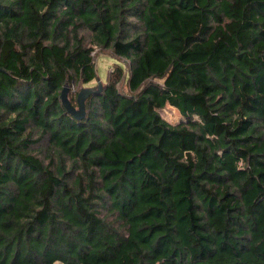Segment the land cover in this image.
<instances>
[{
	"label": "trees",
	"instance_id": "obj_1",
	"mask_svg": "<svg viewBox=\"0 0 264 264\" xmlns=\"http://www.w3.org/2000/svg\"><path fill=\"white\" fill-rule=\"evenodd\" d=\"M57 263L264 264V0H0V264Z\"/></svg>",
	"mask_w": 264,
	"mask_h": 264
},
{
	"label": "rangeland",
	"instance_id": "obj_2",
	"mask_svg": "<svg viewBox=\"0 0 264 264\" xmlns=\"http://www.w3.org/2000/svg\"><path fill=\"white\" fill-rule=\"evenodd\" d=\"M94 59L97 69L98 82L94 81L88 86H82L79 83L75 84V82L72 83L70 85V98L76 96V93H78L81 89L93 88L97 91L102 90L103 86L107 84L109 76L113 75L116 71L117 65L123 67L127 72V67H125L121 61L114 58L110 52L100 51L95 48ZM76 109L78 110V107H76ZM161 115L166 121L173 125L178 124L181 121V115L178 110L169 106L165 110L161 111Z\"/></svg>",
	"mask_w": 264,
	"mask_h": 264
},
{
	"label": "water",
	"instance_id": "obj_3",
	"mask_svg": "<svg viewBox=\"0 0 264 264\" xmlns=\"http://www.w3.org/2000/svg\"><path fill=\"white\" fill-rule=\"evenodd\" d=\"M99 89H100V87H99ZM96 92H97V90L93 89V88L82 89L81 92L79 93L78 97H77V101H78V110H77L70 103V100L68 97L69 96V87L66 86L64 88V90L62 91V96H61L62 103L70 114H72L76 118H81L85 115V112H86V108H85L86 100L91 95L95 94Z\"/></svg>",
	"mask_w": 264,
	"mask_h": 264
}]
</instances>
